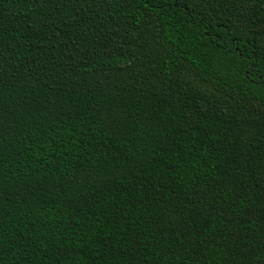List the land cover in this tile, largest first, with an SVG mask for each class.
<instances>
[{
  "label": "trees",
  "instance_id": "1",
  "mask_svg": "<svg viewBox=\"0 0 264 264\" xmlns=\"http://www.w3.org/2000/svg\"><path fill=\"white\" fill-rule=\"evenodd\" d=\"M0 264H264V0H0Z\"/></svg>",
  "mask_w": 264,
  "mask_h": 264
}]
</instances>
